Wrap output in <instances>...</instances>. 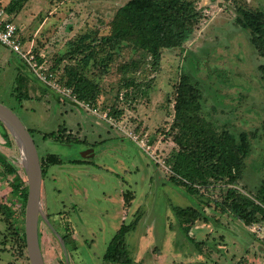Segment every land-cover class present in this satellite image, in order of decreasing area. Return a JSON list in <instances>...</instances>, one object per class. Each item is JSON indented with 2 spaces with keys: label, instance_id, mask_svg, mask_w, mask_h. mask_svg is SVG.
<instances>
[{
  "label": "rangeland",
  "instance_id": "1",
  "mask_svg": "<svg viewBox=\"0 0 264 264\" xmlns=\"http://www.w3.org/2000/svg\"><path fill=\"white\" fill-rule=\"evenodd\" d=\"M127 1L31 0L12 18L23 52L37 57L55 90L0 44V103L30 131L43 161L39 231L45 264H119L103 256L119 225L133 222L137 210L141 221L126 237L133 264H264V220L250 227L234 220L222 210L226 188L216 184L188 192L167 163L177 149L171 133L175 87L181 74H189L202 92V113L217 131L255 135L239 193L253 198L263 188L264 169H258L264 165V59L235 18L240 6L264 12V0H190L199 20L181 48L162 51L156 63L127 43L96 49L95 65L85 71L100 90L96 107L72 100L64 72L82 56L75 48L84 36H90L89 45L109 36ZM18 74L27 100L17 97ZM58 129L64 130L58 132L62 139L81 143L44 139ZM129 132L140 138L137 143ZM0 155L6 162L0 164V205L10 206L19 220L14 224L0 209V264H29L26 249L15 241L22 236L24 208L19 192L13 193L9 168L19 170L25 183L26 177L20 148L3 123ZM48 155L63 162L49 165ZM187 207L198 212L195 218L174 211Z\"/></svg>",
  "mask_w": 264,
  "mask_h": 264
},
{
  "label": "trees",
  "instance_id": "2",
  "mask_svg": "<svg viewBox=\"0 0 264 264\" xmlns=\"http://www.w3.org/2000/svg\"><path fill=\"white\" fill-rule=\"evenodd\" d=\"M29 1L10 0L4 7V11L9 16V21H12L10 16L21 11ZM236 14V24L249 32L252 45L259 56L264 59V12L240 6L236 8ZM198 20L199 15L194 3L190 0H128L116 12L109 36L101 37L99 44L93 45L86 44V40L90 36L81 38L74 51L82 56L76 60L74 66L65 70V86L72 90L76 101L88 104L95 109L100 90L94 81L85 75V71L91 65H95L91 53L96 49L103 51V47H108V50H111L127 43L132 46L134 52L145 53L156 63L160 59L162 51L182 47ZM94 41L96 40L94 39L91 43ZM97 45L102 47L98 48ZM85 52L87 55H84ZM73 54L75 52L69 56ZM198 64L200 63L197 62L196 65ZM260 69L264 73V65ZM214 71L220 72L219 77L225 75L223 70ZM15 82L18 84L19 96L17 97L27 100L28 96L22 90L25 87L24 77L18 74ZM175 93L171 133L177 149L167 160L173 179L183 181L188 192H197L200 188H209L219 184L217 187L227 189L225 203L221 204L224 212L247 227L262 222L264 220V185L253 198L240 194L236 188L247 170L246 162L251 153L250 138L255 135L250 136L245 132L234 135L227 130L217 131L212 121L208 120L202 113V92L189 74L179 76ZM5 130L7 129L5 128ZM61 131L64 130L58 129L57 133L44 135V139H52L56 142H62V144H67V142H71V144L81 143L75 138L62 139L63 135H58V132ZM45 162L49 165H60L63 160L55 155H48ZM68 162L70 164L77 163L74 160H68ZM260 162L264 164V155L260 158ZM1 163L6 164L0 155ZM40 165L42 178H44L42 160H40ZM260 169L263 170L264 165L258 169L259 172H261ZM9 170L14 173L13 193L19 192L18 198L24 208L27 196L26 183L23 182L19 170L15 168H9ZM21 171L25 176L22 167ZM132 197V193L128 194L127 198L124 197L127 207L130 206ZM0 209L3 210L5 216L14 221V224L19 221L18 218L14 217L10 206L0 205ZM174 211L181 217L186 216L187 212H191L195 218L198 213L189 207L186 209L174 208ZM20 214L23 216L21 222L24 223V211H21ZM142 216L143 212L137 210V216L133 222L122 224L107 246L103 256L105 262L133 264L127 253L126 237L136 229ZM8 220V218L5 219V221ZM62 239L65 244V237L63 236ZM15 241H20L25 248L24 226L21 238ZM69 243L75 247L73 241ZM197 245L200 246V244Z\"/></svg>",
  "mask_w": 264,
  "mask_h": 264
},
{
  "label": "water",
  "instance_id": "3",
  "mask_svg": "<svg viewBox=\"0 0 264 264\" xmlns=\"http://www.w3.org/2000/svg\"><path fill=\"white\" fill-rule=\"evenodd\" d=\"M0 121L20 148L22 165L25 171L27 196L23 226L27 259L29 264H45L38 232V216L41 215L42 196V170L39 155L28 129L16 114L1 103Z\"/></svg>",
  "mask_w": 264,
  "mask_h": 264
},
{
  "label": "built area",
  "instance_id": "4",
  "mask_svg": "<svg viewBox=\"0 0 264 264\" xmlns=\"http://www.w3.org/2000/svg\"><path fill=\"white\" fill-rule=\"evenodd\" d=\"M21 42L19 38V29L9 21V16L4 11V8L0 7V44L13 52L16 56L24 59L31 68V71L34 72L43 83L47 84L48 87L55 90L53 88H56V86L53 85V82L50 80L51 75L43 71L45 68L38 63L37 57H34L30 51L23 52ZM65 88L69 90V88ZM72 100H75V97H73ZM128 137L135 143L140 139L133 132H129ZM144 147H147V145L145 144ZM261 231L264 232V229Z\"/></svg>",
  "mask_w": 264,
  "mask_h": 264
},
{
  "label": "crops",
  "instance_id": "5",
  "mask_svg": "<svg viewBox=\"0 0 264 264\" xmlns=\"http://www.w3.org/2000/svg\"><path fill=\"white\" fill-rule=\"evenodd\" d=\"M1 1H3V0H0V2H1ZM9 1H10V0H8L4 6L2 5L3 8L9 3ZM29 2H31V0H30ZM26 5H27V4H26ZM26 5H25V6H26ZM25 6H24V7H25ZM24 7H23V8H24ZM19 12H20V11H19ZM19 12H18V13H19ZM18 13H17V14H18ZM17 14H13V15L10 16V17L13 18V17H14L15 15H17ZM11 22H12V21H11ZM12 23H13V22H12ZM13 24H14V23H13ZM14 25H15V24H14ZM15 26H16V25H15ZM16 27H17V26H16ZM17 28H18V27H17ZM123 202H124V201H123ZM123 202H122V203H123ZM122 205L124 206L125 204H122ZM124 207H125V206H124ZM125 215H126V213H125ZM123 219H124V218H123ZM122 224H124V221L119 225V227L117 228L116 232L119 230V228L122 226ZM116 232H115V234H116ZM115 234L112 236V238L115 236ZM112 238H111V240H112ZM111 240L109 241V243L111 242ZM72 241H73V240H72ZM74 245H75V244H74ZM73 248H75V247L73 246ZM106 249H107V248H106ZM105 251H106V250H105Z\"/></svg>",
  "mask_w": 264,
  "mask_h": 264
},
{
  "label": "flooded vegetation",
  "instance_id": "6",
  "mask_svg": "<svg viewBox=\"0 0 264 264\" xmlns=\"http://www.w3.org/2000/svg\"><path fill=\"white\" fill-rule=\"evenodd\" d=\"M0 123H2L1 121H0ZM39 217H40V215L38 216V232H39V243H40V248H41V233H40V231H39ZM62 239V238H61ZM61 243V247H62V250L64 251V241H63V239H62V241L60 242ZM106 252V251H105ZM42 253V252H41ZM64 253H66L65 251H64ZM43 260H44V258H43ZM66 262L68 263V260L66 259ZM45 263V262H44ZM107 263V262H106Z\"/></svg>",
  "mask_w": 264,
  "mask_h": 264
}]
</instances>
